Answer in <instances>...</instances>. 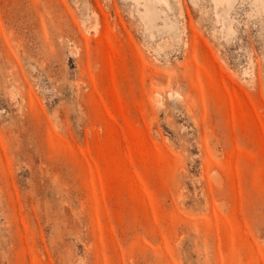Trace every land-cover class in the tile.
Returning a JSON list of instances; mask_svg holds the SVG:
<instances>
[{"label":"rangeland","instance_id":"1","mask_svg":"<svg viewBox=\"0 0 264 264\" xmlns=\"http://www.w3.org/2000/svg\"><path fill=\"white\" fill-rule=\"evenodd\" d=\"M262 2L0 0V264H264Z\"/></svg>","mask_w":264,"mask_h":264},{"label":"bare ground","instance_id":"2","mask_svg":"<svg viewBox=\"0 0 264 264\" xmlns=\"http://www.w3.org/2000/svg\"><path fill=\"white\" fill-rule=\"evenodd\" d=\"M217 5L222 6L223 15H220V20L223 22V29L224 31H227V34L232 33L235 31V28L233 27V20L230 18L229 14L231 11V8L234 6L237 0H215ZM254 4L256 5V11L261 10V6L263 4L262 0H254ZM146 15L144 17L147 29L151 30V27L154 23L155 19V8L153 5H150L146 2ZM149 33L152 34V31H149ZM234 33V32H233ZM248 70H246V73L248 74ZM250 74V73H249Z\"/></svg>","mask_w":264,"mask_h":264}]
</instances>
